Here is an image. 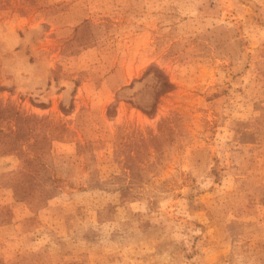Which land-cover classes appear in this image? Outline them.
<instances>
[{"label":"rangeland","instance_id":"1","mask_svg":"<svg viewBox=\"0 0 264 264\" xmlns=\"http://www.w3.org/2000/svg\"><path fill=\"white\" fill-rule=\"evenodd\" d=\"M0 264H264V0H0Z\"/></svg>","mask_w":264,"mask_h":264}]
</instances>
